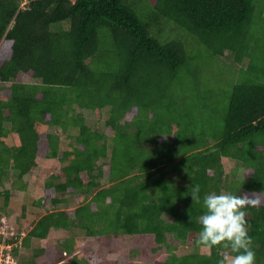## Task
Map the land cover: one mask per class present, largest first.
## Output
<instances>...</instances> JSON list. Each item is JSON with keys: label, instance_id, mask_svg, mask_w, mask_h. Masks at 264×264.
<instances>
[{"label": "trees", "instance_id": "16d2710c", "mask_svg": "<svg viewBox=\"0 0 264 264\" xmlns=\"http://www.w3.org/2000/svg\"><path fill=\"white\" fill-rule=\"evenodd\" d=\"M217 64L235 75L219 90ZM41 158L64 166L44 183L54 210L29 220L20 245L21 221L14 237L0 234L17 264H33L42 250L24 261L19 249L52 230L97 243L150 235L163 264H217L230 249L209 258L195 244L203 197L253 192L261 203L244 210L264 264V0H0V183L12 172L25 190ZM69 196L78 206L63 210ZM190 239L193 251L176 255L169 241Z\"/></svg>", "mask_w": 264, "mask_h": 264}, {"label": "rangeland", "instance_id": "374dc122", "mask_svg": "<svg viewBox=\"0 0 264 264\" xmlns=\"http://www.w3.org/2000/svg\"><path fill=\"white\" fill-rule=\"evenodd\" d=\"M217 65L214 76L211 80V85H213L216 90H219L226 88L228 86L227 84H229L228 81H232L235 78V75L227 69V66L221 64ZM91 121L88 122V124L91 123L95 127L97 122H95L94 119ZM54 130L57 129H52L55 133ZM57 131L59 132V130ZM106 133H109V130H106ZM163 140L164 138H161V141ZM5 142L9 145L11 144L10 139H7ZM66 144H70V140H65L64 138L61 139L60 147L65 150ZM222 162L224 172L228 174L233 169L234 163L227 160H223ZM62 166H64V164L59 163L58 160L55 159H39L37 167L23 177L22 182H25V190L16 191L13 189V182L16 181V176L15 173L12 172L9 173L8 179H4L0 183V222L3 226L0 228V232L3 230L5 233H2L9 239L14 237L18 229V222L21 221L20 226L23 233L17 240V245L21 244V238H23L30 230L29 220L34 219L35 222L40 216L45 214V211L50 212L54 210L52 208L51 198L55 196V192L51 190L48 193V196L45 195L44 183L47 180H50L52 175L61 174L60 169ZM62 181L63 180L60 182ZM103 186L108 185L105 183ZM7 191H10L11 193H9L8 196V203L5 205V196L3 193ZM44 196L47 198L43 204L45 209L40 210L42 208L38 209V207L33 205V202ZM88 199H90V197H88ZM67 200V206H65L63 210L71 211L74 207L78 206L77 196H69ZM22 206H25V221H23L21 217ZM94 207V205H91V209H94ZM1 209L4 210L1 211ZM69 216L70 218L74 217L73 214L70 213ZM71 235L77 236L78 241H76V246L78 247L77 252L79 254L76 255V252L74 254L76 255L75 257H73L74 255H59L57 250L58 244L65 239L70 238ZM169 242L173 246H177L174 252L178 256L193 251L191 239L185 246H180L174 241ZM156 247L157 246L150 235L112 236L109 239L105 237L104 240H100V242L97 243L94 239L85 237L79 230H52L49 231L47 237L43 240H34L29 244L28 248H20L18 251V258L24 261H30L29 259L33 256V253H38L34 252V250H42V255L35 258L33 264H54L56 257L57 261L62 260L59 264H163L168 255L164 247L154 252L153 249Z\"/></svg>", "mask_w": 264, "mask_h": 264}, {"label": "clouds", "instance_id": "9594fccd", "mask_svg": "<svg viewBox=\"0 0 264 264\" xmlns=\"http://www.w3.org/2000/svg\"><path fill=\"white\" fill-rule=\"evenodd\" d=\"M201 186L192 187V202L201 203ZM261 200L251 194L233 195L231 193H209L203 197L204 212L199 217L202 226L199 238L195 241L211 258L215 246L230 249L232 254H225L217 264H256L252 238L248 234L246 220L247 207H257ZM234 254V255H233Z\"/></svg>", "mask_w": 264, "mask_h": 264}, {"label": "built area", "instance_id": "2783aa9c", "mask_svg": "<svg viewBox=\"0 0 264 264\" xmlns=\"http://www.w3.org/2000/svg\"><path fill=\"white\" fill-rule=\"evenodd\" d=\"M2 232H0V234L5 233ZM12 251H13L12 244L0 242V264H17L12 256Z\"/></svg>", "mask_w": 264, "mask_h": 264}]
</instances>
